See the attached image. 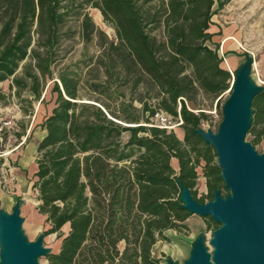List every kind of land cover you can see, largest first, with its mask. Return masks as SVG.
<instances>
[{
	"label": "trees",
	"instance_id": "16d2710c",
	"mask_svg": "<svg viewBox=\"0 0 264 264\" xmlns=\"http://www.w3.org/2000/svg\"><path fill=\"white\" fill-rule=\"evenodd\" d=\"M137 1L0 0V83L9 80L16 99L27 102L20 95L28 91L40 100L68 21L81 16L84 35L92 33L90 17L81 14L88 6L114 30L117 43L105 53V71L121 68L127 82L131 78L134 87L142 85L152 94L154 107L144 108L145 123L160 113L182 122L177 126L182 139L155 124L116 123L136 120L118 116L106 104L104 110L81 103L74 66L57 72L51 89L55 101L41 123L45 136L36 144L30 186L36 210L45 217L42 235L59 240L55 252L42 255L48 264H158L152 248L169 242L165 233L188 230L191 213L180 200L182 191L205 204L224 188L214 149L197 133L206 114L196 96L212 104L229 89L230 73L210 27L215 3L221 9L230 0H159L163 10L152 14L143 13ZM158 26L162 41L151 36ZM110 53L116 57L109 58ZM89 87L99 95L107 91L98 84ZM247 134L251 145L264 143V88L253 95ZM199 177L207 188L201 198L195 190Z\"/></svg>",
	"mask_w": 264,
	"mask_h": 264
},
{
	"label": "rangeland",
	"instance_id": "374dc122",
	"mask_svg": "<svg viewBox=\"0 0 264 264\" xmlns=\"http://www.w3.org/2000/svg\"><path fill=\"white\" fill-rule=\"evenodd\" d=\"M72 1L75 4H79L86 0ZM137 4L142 12L146 14H152L158 9L161 13V10H163L159 0H138ZM213 10L215 11L212 18L214 21L213 25H216L220 30L217 35H222L223 31L229 32L227 36L232 38L229 42H231L232 48L235 50L234 53L238 57L237 66L234 69L229 67L233 75H230L229 89L232 88L233 80L237 81V85L243 83L252 89L264 88V0H230L221 9H218L215 3ZM81 14H86L90 17L94 29L91 34L86 36L82 31L83 18L81 16L68 21L62 31L65 35L62 38L61 46L56 51V62L52 67L51 77L46 78V84L41 92L39 101L34 100V96L30 92L24 91L21 93L20 99L27 100V102H21L14 97L13 91L10 92L8 90L9 80L0 83V129L2 128L3 130L0 131V134L2 136L4 131L6 132V141L3 145L5 150L9 152V155L0 163V177L5 176L10 179L12 174V178L16 180L14 181L15 184L18 183L17 178L24 180L26 186L22 196L27 202L26 207L29 210L28 215H30L28 217L29 222H40L41 232L46 230L47 227L36 210V194L30 188L32 172L30 169H13L14 166L12 164H16V162L12 157V150L14 145L20 140L17 135L25 133L26 129H31V133L34 134L35 138L40 135L42 131L41 123L54 105L55 95L51 93V89L53 82L57 81V72L60 69L69 65L74 66V70L79 74L81 81L79 94L82 103L89 102L102 107L104 110L103 105L106 104L118 116L125 115L136 120L125 124L114 119L116 122L133 127L159 124L155 117L150 118L147 122L148 124L144 121L148 117V113L145 112L144 108L154 107L152 94L144 86L134 87L131 78L127 82L129 75L121 68L111 69L109 73L105 71V65L107 64L105 53L110 52L109 44L113 43L115 45L117 43L112 27L103 21L96 9L86 6ZM151 36L158 41H162V26H158L153 30ZM223 38L224 36L221 40ZM214 42L219 45V54L221 51L223 56H225L226 53L225 49L222 48V43ZM111 57L115 58L116 55L110 53L109 58ZM28 63L29 61L21 64L16 76L22 75L23 66ZM222 66L226 68L224 61ZM91 84L105 87L107 89L106 94L99 95L98 92H93L89 87ZM229 89L212 104L202 95L196 96V103L205 109L204 112L206 114L205 120L200 125L201 132L212 134L218 132L223 122L225 111L231 101ZM23 110H26L27 113L24 114ZM28 112H31V115H28ZM164 117L170 122V126L180 123L179 119H173L165 114ZM171 131L177 138L182 139L183 133L180 127L175 126ZM252 139L253 137L247 134L245 142L251 145ZM251 146L258 156H264V143ZM214 162H217V158H214ZM173 166L176 167L175 161H173ZM10 168L13 170L11 172L7 171ZM7 187H10L8 183L6 184V189ZM195 190L197 198L207 194L205 178L199 177L197 179ZM219 190V195L222 198L230 195L225 187H221ZM205 201V203L208 202L207 200ZM185 224L188 227L187 231L183 233H177L173 230L166 232L165 236L169 239V242H158L152 248V255L159 259L158 264H188L198 251L206 254L208 260L212 263L214 247L211 241L214 233L223 226L220 225L216 229V225L211 221V218L200 217L196 214H191ZM62 232L66 233L67 227H64ZM23 241H27V239L25 238ZM42 242L44 253L55 252L58 249L59 240L56 239L55 234L43 236ZM2 251L3 244L0 237V258ZM42 255L33 258L34 264H48Z\"/></svg>",
	"mask_w": 264,
	"mask_h": 264
},
{
	"label": "water",
	"instance_id": "95a60500",
	"mask_svg": "<svg viewBox=\"0 0 264 264\" xmlns=\"http://www.w3.org/2000/svg\"><path fill=\"white\" fill-rule=\"evenodd\" d=\"M231 87V101L218 132L197 131L214 149L224 187L230 195L222 198L215 191L213 200L205 204L197 203L187 190L180 196L189 213L209 217L223 227L211 241L212 263L198 251L188 264H264V156H258L245 142L252 99L258 89L243 83L237 85L235 80ZM0 237L1 264H34L33 258L44 254L41 241L26 244L10 222L0 224Z\"/></svg>",
	"mask_w": 264,
	"mask_h": 264
},
{
	"label": "crops",
	"instance_id": "0c3cea01",
	"mask_svg": "<svg viewBox=\"0 0 264 264\" xmlns=\"http://www.w3.org/2000/svg\"><path fill=\"white\" fill-rule=\"evenodd\" d=\"M212 22L214 23L213 20ZM210 32L216 34V36L213 37V41H216L218 43L224 36V38L220 42L222 43V48L225 49L226 53V57L224 56V64L226 65V69L231 72L229 67H232L234 69V67L237 66L238 57L234 53L235 50L232 48L231 42H229L232 39L227 36L229 32L223 31L222 35H217L220 30L216 25H212L210 27ZM44 136V130L40 132V135L37 138H35L34 134L31 133V129H26L25 133L20 134V140H18V143L14 145L12 150V157L16 162V164L14 162V164H12L14 166V170L30 169L32 174L35 173L36 144ZM13 169L10 168L7 171L11 172ZM17 180L18 183L15 184L14 181L16 180L12 178V174L10 179H7L5 176L0 177V224L10 222L11 224L15 225L19 237L27 239V241H24L26 242V244H33L41 241V247L43 248L42 232L41 227L39 226L40 222H29L28 217L30 215H28L29 210L26 207L27 202L22 196L23 192H25L26 185L23 179L17 178ZM3 183H8L10 187H7L6 189V184ZM40 218L43 219L42 221H44L45 219V217L42 215H40Z\"/></svg>",
	"mask_w": 264,
	"mask_h": 264
},
{
	"label": "built area",
	"instance_id": "2783aa9c",
	"mask_svg": "<svg viewBox=\"0 0 264 264\" xmlns=\"http://www.w3.org/2000/svg\"><path fill=\"white\" fill-rule=\"evenodd\" d=\"M220 55H221L223 61H225L224 56H223V53H222L221 51H220ZM230 73H231V72H230ZM101 109H102V108H101ZM102 111L105 113V115H106L108 118H110V117L107 115V113H106L103 109H102ZM154 117L157 119V121H158V123H159V124H156V127H158V128H164V129H167V130H172V129H174L175 126H179V125L182 124V122H181V120H180L179 117H178V119H179L180 123H179V124H176L175 126H170V125H169L170 122L167 121V118L164 117V114H162V113L157 114V115H155ZM167 123H168V125H166ZM0 131H3L2 128L0 129ZM2 135H3V134H2ZM8 155H9V152H7V151L5 150V147H4V145H3L2 136H1V134H0V162H1L3 159H5V157H7Z\"/></svg>",
	"mask_w": 264,
	"mask_h": 264
}]
</instances>
